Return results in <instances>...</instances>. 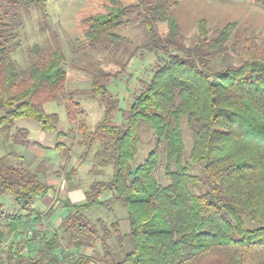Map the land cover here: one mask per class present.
<instances>
[{
  "label": "trees",
  "instance_id": "1",
  "mask_svg": "<svg viewBox=\"0 0 264 264\" xmlns=\"http://www.w3.org/2000/svg\"><path fill=\"white\" fill-rule=\"evenodd\" d=\"M244 1L264 7V0ZM1 2L5 12L0 13V109L5 115L0 118V130L9 131L17 120L30 119L45 132H58L59 115L47 113L44 104L60 101L64 93V50L58 46L43 51L36 46L40 58L28 69H20L10 44L14 38L10 21L19 20L16 11L36 9L47 17V0ZM177 3L138 0L126 7L119 0L92 1L79 15L91 47L101 46L111 56L120 51L130 57L140 50L162 52L169 60L134 98L123 126L113 123L118 100L108 96L106 75L101 72L93 77L90 94L103 97L106 109L89 146L99 143L109 153L113 174L110 180L94 181L85 202L67 200L60 225L70 245L77 248L93 247L101 239L106 257L81 254L66 264H264V36L249 35L237 23L211 29L201 19L195 43L187 46L172 12ZM131 12H136L134 18L129 17ZM133 23L145 31L147 41L130 51L131 41L120 31ZM162 23L167 24L165 35L157 28ZM239 47L243 56L237 64L219 70L210 65L220 55L239 54ZM184 117L192 135L187 158ZM142 123L154 131L156 145L143 164L132 167ZM17 133L18 140L26 143L27 129L19 128ZM162 148L169 178L166 185L155 174ZM195 168L200 175L192 172ZM51 189L40 170L7 165L0 157V192L11 193L18 207L32 211L37 221L42 213L35 211L34 201ZM109 192L112 196L101 200ZM116 203L127 211V233H122L118 223L108 226L98 220L96 224L84 215L92 208ZM8 218L11 234L29 224L22 213ZM112 231L120 243L115 256L106 243ZM4 238L0 232V246ZM37 238L41 246L36 254L24 259L21 249L9 252L6 264H63L61 234L36 232L27 235L25 242Z\"/></svg>",
  "mask_w": 264,
  "mask_h": 264
},
{
  "label": "rangeland",
  "instance_id": "2",
  "mask_svg": "<svg viewBox=\"0 0 264 264\" xmlns=\"http://www.w3.org/2000/svg\"><path fill=\"white\" fill-rule=\"evenodd\" d=\"M65 2L66 0H47V17H44L36 9L28 12L21 9L16 11L19 20L10 21V23H13L11 24L10 34L14 35L10 42L13 48L12 58L18 62L20 69H28L33 61L35 62L40 58V54L35 52L36 46L43 51L58 46H61L64 50L66 59L63 67L67 72L64 93L60 101H55L54 105L48 103L44 107L47 113H54L52 110H56L60 119L59 131L57 133H46L42 130L40 123L30 119H20L15 122L11 130H0V157L4 158L7 165L23 166L31 170L39 168V164H36L30 157L28 133L25 135L26 143H21L18 140L17 129L19 128H26L29 131L30 139L35 141L37 146L42 144L49 147L55 141H58L63 146L57 150L59 153L57 166L54 169L51 168L52 171L46 170V167L42 166L40 171L43 172V175L45 172V178L53 173L52 175L58 174L65 181L66 178L76 180L73 184H80L84 197L82 199L76 197L74 201L83 203L94 181L110 180L113 174L109 153L104 152L101 149L102 145L99 143H96L93 148L89 146L91 133L102 122L106 109V101H104L103 97H94L90 94L93 77L95 75L100 76L101 72L106 75L103 79L108 86V96L110 95L118 100L113 123L123 126L127 122L126 117L134 98L147 87L154 73L169 60V57L162 52H149L147 50H140L133 57L121 51L113 56L108 55L109 53L105 52L101 46L93 48L89 45L88 39L82 33L81 26V32L79 31L76 37L65 35L59 24V18L64 11ZM3 6L4 3L0 0L1 14L5 12V7ZM222 6L225 8V12L227 14L230 13V15L222 18V13L216 14L214 19L217 22L212 21L213 23H237L238 27L246 29L249 35L257 38L264 36V7L244 0L226 1ZM208 15L212 14L209 13ZM135 16L136 12L129 13L130 18ZM209 17L213 20L212 16ZM209 27L213 29L210 24ZM157 28L160 35H165L168 32L167 24L165 23L158 24ZM120 33L131 41L128 47L130 51L133 50L134 46H142L147 41L145 31L137 28L134 23L122 29ZM197 33L198 30L193 29L189 34H184L187 46H192L195 43ZM238 51L239 54L220 55L216 59L211 60L210 65L215 70H219L229 63L237 64L239 57L243 56L240 47ZM4 115L5 111L0 109V118ZM182 130L185 142V157L187 158L192 146V135L188 129L187 118L185 117L182 119ZM140 137L138 155L132 162V167L143 164L156 145L154 131L145 123L140 125ZM100 153L101 155L99 156ZM165 164L166 152L162 148L159 152V163L155 174L158 182L163 185L169 183ZM192 172L198 175L201 174L199 168L193 169ZM43 175H41L42 180L49 183ZM59 189L57 187L56 189L54 188L53 191L55 194L57 192V195L54 194L55 201L50 207L42 208L36 206L40 205L41 199L39 200V197L35 199L36 203L34 202L33 208L35 211L42 213L38 221L36 220L38 216L34 215L32 211H24L18 207L11 193L0 192V232L5 235L0 250L3 252L6 261L9 252L16 253L19 249H21L24 259L28 258L29 255L36 254L41 246L40 239L37 238L36 240L25 242L27 235L32 236L36 232H47L48 235L53 232L61 234V249L59 251L60 255L63 256L64 254L66 258L63 264L86 253L92 254L95 258L106 257V246L101 239L95 241L93 247L83 246L77 248L70 245L67 235L63 233L64 229L60 225L67 213L68 208L66 209L64 204L68 198L66 197V190L61 191ZM111 196L110 192L106 193L101 197V200L106 201ZM70 212H73V210ZM16 213L27 215L29 224L17 234H11L7 227L9 224L8 217ZM84 215L96 224L98 220L105 221L108 226L118 223L122 233L129 232L127 211L121 203H116L110 208H92L84 212ZM247 224L251 225L250 222H247ZM106 243L114 256L119 254L120 243L113 231L107 238ZM124 243L128 244L127 240Z\"/></svg>",
  "mask_w": 264,
  "mask_h": 264
},
{
  "label": "crops",
  "instance_id": "3",
  "mask_svg": "<svg viewBox=\"0 0 264 264\" xmlns=\"http://www.w3.org/2000/svg\"><path fill=\"white\" fill-rule=\"evenodd\" d=\"M92 1H98L100 3H109L110 0H66L64 4V11L62 12L59 18V24L62 27V30L65 32V35L69 37H74V36L76 37L79 31L81 32L82 26L80 28L79 15L90 7ZM119 1L126 7L136 5L138 3V0H119ZM226 1L232 2L235 0H178V3L172 8V12L174 14L176 22L179 24V26L182 27V30L185 35L192 32L193 29H197V24L201 19H207L210 26L213 29H219V28H223L229 22L213 23L212 21L217 22L214 19V15L216 14L222 13V18H225L226 16L230 15V13L227 14L225 12V8L224 6H222V4L226 3ZM209 13L212 15H208ZM209 16H212L213 20H211ZM219 19L221 18L219 17ZM48 103H52V105H54L53 104L54 102H47L44 104V107ZM53 111L54 113H56V110H52V112ZM52 133H57V132H52ZM28 136H29L28 150L30 152V157H32L33 161L36 162V164H39V168L37 167V169H33V170L35 171L40 170V168L43 166L46 167V170L52 171L51 168L54 169L55 166H57V158L59 159V153L57 150L60 149L61 147L59 148L56 147L59 142L55 141L53 145L49 147H46L45 145L42 144H39L37 146L35 145L36 144L35 141H32L30 139L29 131H28ZM52 174L46 176L45 178L44 176L45 172L43 175V172L40 171V175H43L44 178L49 181V183L48 182L47 183L52 187V189L45 196H40L41 198L39 197V200L41 199L40 205H36V206L42 208L52 206L55 201L54 199L55 193L53 190L54 188L56 189V187L60 188L61 191L66 190L65 193H66V197L68 198L67 200L71 201L72 203H76L74 201L76 197H79L78 199H82L84 197L83 196L84 193L82 192L83 189L80 187V184L79 185L73 184L76 182V180H69V178H66L65 181L63 178L60 177V175L58 174L52 175ZM55 195H57V192ZM34 202L36 203V201Z\"/></svg>",
  "mask_w": 264,
  "mask_h": 264
},
{
  "label": "built area",
  "instance_id": "4",
  "mask_svg": "<svg viewBox=\"0 0 264 264\" xmlns=\"http://www.w3.org/2000/svg\"><path fill=\"white\" fill-rule=\"evenodd\" d=\"M0 264H6V260L1 250H0Z\"/></svg>",
  "mask_w": 264,
  "mask_h": 264
}]
</instances>
